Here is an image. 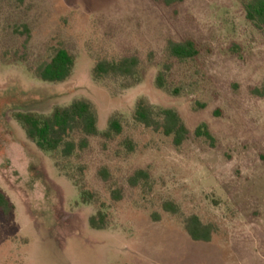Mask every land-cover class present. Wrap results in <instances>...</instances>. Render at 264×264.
Returning a JSON list of instances; mask_svg holds the SVG:
<instances>
[{"label": "rangeland", "instance_id": "obj_1", "mask_svg": "<svg viewBox=\"0 0 264 264\" xmlns=\"http://www.w3.org/2000/svg\"><path fill=\"white\" fill-rule=\"evenodd\" d=\"M245 2L0 0V189L15 205L0 210V264H264V27ZM187 39L200 53L172 56L169 42ZM59 47L76 57L72 76L37 78ZM126 56L141 60L138 82L95 78L98 62ZM81 98L101 132L113 117L123 132L66 157L41 150L15 118ZM140 99L177 110L189 137L176 145L138 122ZM204 123L212 139L196 135ZM193 215L213 225L211 241L188 233Z\"/></svg>", "mask_w": 264, "mask_h": 264}, {"label": "trees", "instance_id": "obj_2", "mask_svg": "<svg viewBox=\"0 0 264 264\" xmlns=\"http://www.w3.org/2000/svg\"><path fill=\"white\" fill-rule=\"evenodd\" d=\"M171 4L179 0H164ZM245 7L247 17L258 28L264 27V0H246ZM170 54L178 59L186 60L195 58L200 49L194 39L184 41H170ZM76 57L65 47L55 49L50 59L44 61L35 70L37 78L52 83L68 80L75 69ZM167 70V67H166ZM166 70L162 69L157 77L160 88L166 86ZM96 79L108 76L132 78L138 82L142 76L141 60L137 56H126L118 61L102 60L93 70ZM16 120L24 127L27 136L41 150L46 152H61L66 157L73 156L77 151L89 146V138L103 136L113 138L123 132L122 122L118 117L110 120L106 131L101 132L98 125V113L94 104L85 98L76 99L66 106H56L50 114H42L33 111L18 112ZM135 119L147 127L162 131L167 136H173L176 145H181L190 135V130L179 112L173 108H163L159 111L146 99H140L135 110ZM197 136H205L212 139L213 135L207 124L200 125L196 131ZM145 171H137L130 179L133 185H137ZM116 196L120 198V193ZM168 211L177 213L178 209L171 202L165 203ZM15 205L0 189V210L10 215ZM102 212L98 213L102 216ZM90 224L96 229H105V220L98 221L96 216L90 219ZM188 233L196 241H211L215 231L212 224H205L197 215L185 220Z\"/></svg>", "mask_w": 264, "mask_h": 264}]
</instances>
